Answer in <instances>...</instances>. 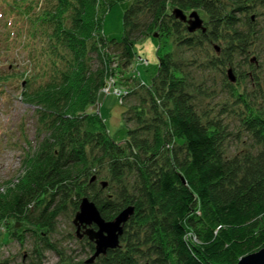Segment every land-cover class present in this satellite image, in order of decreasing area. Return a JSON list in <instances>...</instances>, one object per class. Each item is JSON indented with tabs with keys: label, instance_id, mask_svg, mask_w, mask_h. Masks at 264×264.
Segmentation results:
<instances>
[{
	"label": "trees",
	"instance_id": "obj_1",
	"mask_svg": "<svg viewBox=\"0 0 264 264\" xmlns=\"http://www.w3.org/2000/svg\"><path fill=\"white\" fill-rule=\"evenodd\" d=\"M34 1L9 7L6 19V43L25 51L16 85L37 108L38 137L35 147L27 141L24 175L0 189V228L45 237L60 206L77 208L87 196L105 221L134 207L120 246L92 264H236L250 247L231 233L253 219L250 245L264 248V68L255 57L264 18L252 16L262 0H47L37 12ZM117 3L127 4L120 41L103 34L104 16ZM169 6L201 11L205 31L188 32ZM155 31L172 50L158 58L138 109L126 113L134 127L120 145L88 111L106 84L93 61L105 65L114 49L126 67L138 37ZM235 66L241 69L231 83L226 67ZM216 75L227 98L211 105L221 95ZM231 141L245 149L230 152ZM102 173L107 187L91 180H104Z\"/></svg>",
	"mask_w": 264,
	"mask_h": 264
},
{
	"label": "rangeland",
	"instance_id": "obj_2",
	"mask_svg": "<svg viewBox=\"0 0 264 264\" xmlns=\"http://www.w3.org/2000/svg\"><path fill=\"white\" fill-rule=\"evenodd\" d=\"M29 2L30 0H0V189L3 191H6V187L9 186H6V184H9L11 181L15 182L24 175L25 153L28 149L27 141H31V147H35L37 144L35 143V138L38 137L37 108L23 101L21 87L24 85H16L18 76H20H17V73L21 74L27 66L25 51L21 48L20 50L15 48L11 50V44L9 42L6 43V19L9 15V7L12 8L14 5V7L19 8V4L23 6ZM34 3L35 12H37L45 7L47 0H37ZM262 3L256 12L257 14H255V10L252 12V16L256 15L257 19L261 22L264 18V0H262ZM126 8V3H117L111 6L105 14L103 19V34L106 39L121 40L123 36V13ZM174 9L176 8L169 6L167 10L169 14L173 15ZM192 12H195L202 21L206 19V16L199 10L182 13L188 19V16ZM21 31L25 37V32L27 31L25 25ZM262 35H264V29L262 30ZM158 38L159 33L157 31H155L153 37L139 36L134 47L136 57L126 67L122 66L123 61L114 49H107L106 53H109V55L105 61V65L98 67V62L93 61L94 68H102L105 71L107 83L109 80L110 82L116 81L115 86L118 91L133 93V96L124 100L121 99V96L117 97L113 93L106 95L103 92L105 84L100 90L96 107L89 108L88 110L99 115L109 137L120 145L127 139V130L134 127L133 121L127 120L128 115L126 113L131 108L137 107L136 109H138L141 96L145 92V87L150 84L151 79L156 75L158 58L163 54L164 50H172L168 44V47L165 48L164 43H160ZM16 48H19L18 44ZM260 50L262 52L259 53L258 57H255L258 59V62H262L264 68V45L261 46ZM94 58L95 54L93 60H95ZM250 62H254V58H251ZM241 67L247 75H250V70L245 65ZM226 69V76L228 70H231L232 74L236 76L239 73L238 70L241 68L235 66V69L233 67H226ZM193 75L195 80H199L200 76H202L199 71H196ZM210 77L215 78L213 75H210ZM216 78V88H214V91L221 95L217 96L211 105L218 103V101H224L227 98L225 93H221L222 87H219L221 76L216 75ZM236 80L237 78L235 77V82ZM208 87L209 84H207ZM241 88L240 86L238 87V89L242 90ZM208 101L211 100L208 99ZM229 101L231 100L229 99ZM229 122L231 125L233 124L231 119ZM231 143L228 146L229 151L232 153L236 149H245V146H242L237 141H231ZM29 152H31V149ZM101 177L102 179L104 177V180L98 181L96 177H93L91 180L97 181L98 184L106 183L105 187H107L106 173H102ZM106 193L110 195L112 190ZM84 198L93 203L87 196H82L77 208L68 203L65 204V207L60 206L61 210L55 218V225L45 237L28 230L25 232L20 231L19 236H14L11 233H5L3 227L0 228V264H68L86 262L92 253L86 245V238L82 237L79 239L76 235V228L73 225V220L79 211L81 200ZM36 209L34 211L31 209L33 215L40 212L39 208ZM254 226H256V221L253 219L248 221L244 228L232 231L231 233V237L235 242L241 244L242 242L243 244L246 242L247 247H250V249L243 252V256L262 249L259 246L253 247L250 245L251 240H253L252 237H254ZM192 241L196 243L197 239L192 237ZM50 245L52 248H49Z\"/></svg>",
	"mask_w": 264,
	"mask_h": 264
},
{
	"label": "water",
	"instance_id": "obj_3",
	"mask_svg": "<svg viewBox=\"0 0 264 264\" xmlns=\"http://www.w3.org/2000/svg\"><path fill=\"white\" fill-rule=\"evenodd\" d=\"M173 15L176 19L186 23L188 32L205 31L203 21L195 12H192L188 19L179 9H174ZM227 77L230 82H235V76L231 70L227 71ZM105 186L106 183H103V187ZM133 213L134 207L128 206L113 220L105 221L92 202L86 198L81 200L73 225L76 228V235L79 239L85 236L94 245V252L85 262L86 264H92L100 256L106 255L109 250H114L120 246V237L123 234L124 225L129 221ZM81 228L83 232H81ZM236 264H264V248L239 258Z\"/></svg>",
	"mask_w": 264,
	"mask_h": 264
},
{
	"label": "built area",
	"instance_id": "obj_4",
	"mask_svg": "<svg viewBox=\"0 0 264 264\" xmlns=\"http://www.w3.org/2000/svg\"><path fill=\"white\" fill-rule=\"evenodd\" d=\"M116 81L110 82V80L108 81V83L106 82V86L103 89V92L107 95L109 93H113L114 95H116L117 97L122 98V95H125L126 92H120L118 91V89H116ZM112 86H114V88H112Z\"/></svg>",
	"mask_w": 264,
	"mask_h": 264
},
{
	"label": "flooded vegetation",
	"instance_id": "obj_5",
	"mask_svg": "<svg viewBox=\"0 0 264 264\" xmlns=\"http://www.w3.org/2000/svg\"><path fill=\"white\" fill-rule=\"evenodd\" d=\"M93 228H95V227H93ZM81 232H83V229L81 228ZM83 238H86L85 236H83ZM87 239V238H86ZM88 240V239H87Z\"/></svg>",
	"mask_w": 264,
	"mask_h": 264
}]
</instances>
